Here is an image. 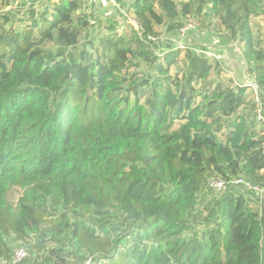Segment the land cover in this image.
<instances>
[{
	"label": "trees",
	"instance_id": "16d2710c",
	"mask_svg": "<svg viewBox=\"0 0 264 264\" xmlns=\"http://www.w3.org/2000/svg\"><path fill=\"white\" fill-rule=\"evenodd\" d=\"M263 5L127 0L135 26L95 44L79 0L0 13V264L19 248L16 264H264L263 196L229 188L195 214L211 179L264 188L253 90L211 81L204 49L174 40L194 15L242 44L264 101Z\"/></svg>",
	"mask_w": 264,
	"mask_h": 264
},
{
	"label": "rangeland",
	"instance_id": "374dc122",
	"mask_svg": "<svg viewBox=\"0 0 264 264\" xmlns=\"http://www.w3.org/2000/svg\"><path fill=\"white\" fill-rule=\"evenodd\" d=\"M41 1L43 0H0V13H11L15 15V11L24 12L29 7H38ZM79 1L82 10L94 16L93 18L90 17L92 27L89 31V36H82L81 42L91 40L95 44L97 43V38L110 31L111 27L118 33H122L126 28L125 24H123L124 19H126L125 21L128 25L132 21L134 22L129 14L122 16L123 12H125L127 0H121L117 9L105 4L102 0ZM174 1L180 5L181 3L189 2V0ZM262 10V13L256 12L250 18V28L257 47H264V5ZM14 18L15 20H19L21 17L16 16ZM181 21L184 24L183 32L177 35L174 40L176 44L181 47H197L198 49H204L209 61L213 66H216L213 67L210 74L211 81L218 78L225 86L244 85L246 83L248 76L245 73V62L241 53L242 44H224L218 33L214 31L205 32L202 30L198 24V19L194 15L182 18ZM165 25L156 28L161 38L169 37ZM133 26H135V22ZM198 49L194 51L198 52ZM179 125V123H175L174 128H177ZM257 128L261 129L264 133L263 127L257 126ZM241 190L248 195L247 191ZM250 197L255 199L258 196L250 194ZM212 198V193H205L203 199L196 206L195 214L198 216L201 215V218H205L207 212L204 208L210 203ZM40 260L41 259H39V261Z\"/></svg>",
	"mask_w": 264,
	"mask_h": 264
},
{
	"label": "built area",
	"instance_id": "2783aa9c",
	"mask_svg": "<svg viewBox=\"0 0 264 264\" xmlns=\"http://www.w3.org/2000/svg\"><path fill=\"white\" fill-rule=\"evenodd\" d=\"M102 1L105 4L117 9L119 7V2L121 0H102ZM130 24L134 25V22L132 21ZM183 29L184 27L180 30V33L183 32ZM246 84L253 90L252 99H253L254 106H255V109H254L255 122L257 123L258 126H261L264 128V101H261L259 99L257 92H256V86L253 85L251 81H247ZM208 187L214 196L219 195L220 193L225 192L227 189L233 188V187H241L244 190L254 193L260 198L264 194V188H259L257 186H254L242 178H232L229 180L211 179L208 183ZM26 255L27 253L25 249L23 248L17 249L13 254L11 264H16V263L21 262L26 257ZM86 264H90V262H87Z\"/></svg>",
	"mask_w": 264,
	"mask_h": 264
}]
</instances>
